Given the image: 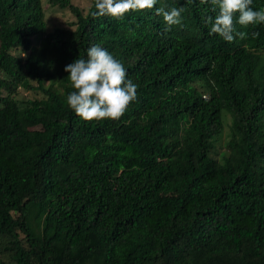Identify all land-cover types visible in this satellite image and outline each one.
Instances as JSON below:
<instances>
[{"label":"trees","instance_id":"16d2710c","mask_svg":"<svg viewBox=\"0 0 264 264\" xmlns=\"http://www.w3.org/2000/svg\"><path fill=\"white\" fill-rule=\"evenodd\" d=\"M47 1L70 28L48 32L42 0H0V264H264V58L219 54L199 0L119 21ZM96 44L138 85L119 122L67 106L64 68Z\"/></svg>","mask_w":264,"mask_h":264},{"label":"clouds","instance_id":"9594fccd","mask_svg":"<svg viewBox=\"0 0 264 264\" xmlns=\"http://www.w3.org/2000/svg\"><path fill=\"white\" fill-rule=\"evenodd\" d=\"M158 2L159 0H94L95 11L91 15L93 18L108 16L119 21L126 14L151 11ZM192 2L193 0H187V3ZM199 3L210 5L211 11L215 13L214 16H207L205 23L210 26L209 35L214 36L213 48L219 50V54L226 52L222 49L221 39L234 44L238 42L236 46L239 49L229 50V53L238 52L242 59L255 56L262 64L264 9L260 3L256 0H199ZM88 9H84L85 14ZM155 11L156 15L163 17L166 30L183 27L184 7L168 8L161 5ZM237 25L242 31L237 30ZM244 31H249L250 35ZM35 39L41 40L39 37ZM64 71L68 73L66 79L71 82L73 89L66 97L67 106L85 122H119L131 104L138 99V85L127 77L124 64L99 44L90 46L86 58L78 57L66 65ZM164 81L157 78V87L163 89L164 85L167 87L171 83L166 79ZM203 99L207 100L208 96L203 95Z\"/></svg>","mask_w":264,"mask_h":264},{"label":"rangeland","instance_id":"374dc122","mask_svg":"<svg viewBox=\"0 0 264 264\" xmlns=\"http://www.w3.org/2000/svg\"><path fill=\"white\" fill-rule=\"evenodd\" d=\"M73 3L76 5L81 6L84 9H88L91 5V0H72ZM43 6L45 10V17L47 20V30L48 32L54 31L56 28L59 27H69V24L74 21V16L71 12L70 9H61L60 7H55L52 6L51 4L48 3L47 0H43ZM34 45L37 48H41L43 45V42L41 43V40H34ZM31 82L33 85H37L36 81L31 79ZM48 85V82H47ZM22 96L20 95L21 98H30L34 99L36 98H41L42 96L37 93V91H25L21 90ZM223 150H227V147H224Z\"/></svg>","mask_w":264,"mask_h":264},{"label":"bare ground","instance_id":"6f19581e","mask_svg":"<svg viewBox=\"0 0 264 264\" xmlns=\"http://www.w3.org/2000/svg\"><path fill=\"white\" fill-rule=\"evenodd\" d=\"M244 67V66H243Z\"/></svg>","mask_w":264,"mask_h":264}]
</instances>
